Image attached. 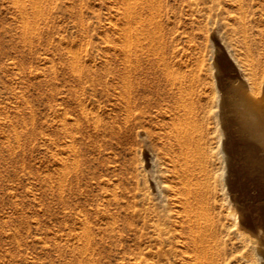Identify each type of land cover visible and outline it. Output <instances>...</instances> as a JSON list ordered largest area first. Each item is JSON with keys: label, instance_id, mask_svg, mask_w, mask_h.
<instances>
[{"label": "rangeland", "instance_id": "rangeland-1", "mask_svg": "<svg viewBox=\"0 0 264 264\" xmlns=\"http://www.w3.org/2000/svg\"><path fill=\"white\" fill-rule=\"evenodd\" d=\"M130 1L0 0V264H196L167 137L171 118L184 113L177 98L197 113L196 136L211 133L203 151L217 237L209 245L235 246L211 115L214 51L220 45L238 66L259 61L264 70V0ZM170 69L192 80L167 85ZM184 82L192 86L182 99ZM235 130V195L254 202L247 146ZM152 179L175 187L157 194Z\"/></svg>", "mask_w": 264, "mask_h": 264}, {"label": "bare ground", "instance_id": "bare-ground-1", "mask_svg": "<svg viewBox=\"0 0 264 264\" xmlns=\"http://www.w3.org/2000/svg\"><path fill=\"white\" fill-rule=\"evenodd\" d=\"M136 1L141 2V0L140 1L136 0ZM144 1H145V3L148 2L146 0H144ZM144 1H143V3H144ZM130 2L132 3L133 0ZM126 3L130 4L128 2H126ZM149 4H152V0ZM238 4H239V2H238ZM130 5L135 6L136 4L134 5V3H133ZM137 5H138V3H137ZM140 5H143V4H140ZM127 6L129 7V5H127ZM149 6H153V5H149ZM128 7H126L127 10H128ZM240 7H241V5H240ZM131 8H134V7H131ZM129 11H130V9H129ZM131 11H133V10H131ZM135 15H137V14H135ZM132 17L134 18V20L137 19V18L135 19L136 16L134 17V14ZM243 17H245V16H243ZM130 19H132V18H130ZM141 20L143 21L144 19H140V21ZM129 22L131 23V21H128L127 23H129ZM150 24L151 23H149L148 25H150ZM144 25L145 24L142 23L140 25L141 29H139V30L146 31L147 34L149 35V38H151L150 36H152V38H153V36H154V33L152 32L153 30H150V29L147 30V28H146L147 26H144ZM148 27L152 28L150 26H148ZM156 31H157V29H156ZM142 34H144V33L142 32ZM215 36L210 37V39L213 38L214 40H216ZM244 38H245V36H244ZM154 39H156V38L154 37ZM151 41H152V39H151ZM156 46H157V44H156ZM216 46H217V43H216ZM218 47L217 48L215 47L216 52L214 51V53H215L214 56L216 58L215 61H217V66H215L216 69H215L214 75H213L214 79H215V83H216V84L214 83L216 85V91L214 92V94L211 93V94H213V96L210 99L211 100L210 105L213 108L211 111L212 112L211 115L214 117L215 121L217 122L216 124L218 125V128L220 127L219 128L220 129L219 135L217 134L218 136H216L219 139V143H218L219 149H218V147H216L217 150H219L218 155H220V158H221V159L219 158V160H220L219 162L222 163L221 164L222 165L221 166L222 167V173L220 171V173H221L220 174L221 175L220 180H222V183L220 182L221 183L220 191L224 196L223 197L224 200L228 204V207H227L228 210L226 212H227L228 216L232 217V219H233L232 223H230V227L228 226V228H231V227L233 228V230H232L233 233L231 234L232 237H230V239H231L230 243L232 245H235V246L231 247L230 249H227L224 246H210L211 244L209 245L210 242H213L209 238L210 236L212 237L211 234H213V236H216V234H217V233L215 234L214 231H213L214 233H212V230H213L212 224L208 223V219L210 216H209V207H208L207 202H208V199L211 197V193H212L208 187V181H209L210 173H211L210 172L211 170L209 171V168L211 169L212 167H209L210 166L209 161H211V160H209L210 157L207 154H205V152L207 150L203 151V149H204L203 144L204 143L206 144V140L209 139V137H211L210 136L211 133H210V131H209L210 134H208V132H207L206 135H209L208 138L204 133H203L204 135L197 134L198 136H196L195 132L198 129V127L196 128L197 125L194 124V123H196V120L194 119L195 120L194 121L192 118V116H194L192 114V112L194 113V108H191V109L185 108V107H187L184 105L185 103L181 104L183 102L180 103L179 101H182V100L177 98L178 104H176L177 105L176 107H178L179 110H183L184 113L182 112L183 113L182 115H179V113H177L178 116L175 117V115H174V118H171L173 120V124H172L173 127L171 129V134H168L169 136H167V137H168V142H170V146L176 147V152H177L178 157H176V159H174V161H173L174 162V169L176 171V174L178 176H180V179L182 180V182H181V180H180V182L182 183L183 188H184L183 192H184V196L186 197V199L184 197H183V199L186 201V203H185L186 207L183 206L185 204H182V203L181 204H182V207H184L183 208L184 210L187 209L186 210L187 215L189 217V220L191 221V222L189 221L190 224L188 223L189 228L191 229L193 234L196 235V236L195 235L191 236L193 234H190L191 238L195 237V239L193 238L194 240L192 239V241L194 243L192 241L189 242V240H191L190 237L188 238V241L187 242L185 241V242L187 244L189 242V245L192 242L195 247L197 246L196 247L197 248V251H196L197 252V256H196L197 257L196 258L197 263L195 262L196 264H230V263L231 264L232 263L233 264H264V229H263L264 228L263 227L264 226V222H263L264 221V201L261 202V200L264 199V70L262 69L263 67L260 68L261 64L259 61L250 62L251 64H247L246 67L244 66V68H242V67L238 66V64L235 61L226 59L224 54H219L220 49ZM220 48L222 49V47H220ZM225 53H226V51H225ZM157 54H158V52H157ZM165 66L169 67L168 65L164 64V68H165ZM228 66L233 67V70H235L234 74H235V76H237L236 78H234V76L232 77L231 75H228L225 73L224 70ZM246 70L248 71L247 74H245ZM259 73L262 74L260 81H258ZM193 74H194V72H193ZM248 74L250 75V77L247 76ZM181 76H183V75H180V73L176 74V75L173 74L172 70H171V72L167 71V73H166L167 85H168V80L173 81L172 82L173 84L174 83L176 84L177 80H179L180 84H182L184 80L186 82V79L190 80V78H186V77L183 80ZM185 76H186V74H185ZM180 79L182 80L181 81L182 83L180 82ZM191 80H192V78H191ZM157 81H159V80H157ZM185 82H184V85H180V87H178V90H180V88L182 90H180L178 92L179 96L176 95L177 97H180V98L182 97V94H184V92H183L184 88H186L188 91L191 89L190 88L192 86L191 83L189 82L190 85H188V84H185ZM257 82L260 84L258 86V88H259L258 90L256 89V86H257L256 83ZM170 84L171 83H169V85ZM184 86H186V87H184ZM172 89H173V86H172ZM174 92H176V91H174ZM186 93H187V91H186ZM189 93L190 92H188V94ZM194 93H195V90H194ZM171 99H172V97H171ZM182 99H183V97H182ZM194 99H195V97H194ZM186 103H187V101H186ZM188 104H190V102ZM191 105H193V103ZM196 106H198V105H196ZM203 106L204 105H200V106H198V108L199 107L203 108ZM211 107H207V108H211ZM196 108H195V110H196ZM201 108H199V109H201ZM179 112L181 113V111H179ZM199 112H201V111H199ZM199 112H198V114H199ZM202 113H203V109H202ZM194 114L197 115V113H194ZM199 115H202V114H199ZM207 116H208V112H207ZM203 117H204V115H203ZM196 118H198V117H196ZM199 118H198V121H199ZM202 119H205V118H202ZM202 121H201V123H202ZM211 121H214V120L211 119ZM207 122H209V120ZM207 122L204 121L205 126H206ZM198 126H200V125H198ZM214 127H215V125H214ZM201 128H200V130H201ZM213 129L211 128V131ZM232 129L233 130L237 129L243 135V139H244L247 147H246V153L244 152L246 154V156L243 154H242V156H245L244 158H246V160H244V161H247L246 166H247V169L250 173V179L253 181V184H254V186L252 184V186L255 190L254 194L258 195L260 200L258 199L257 201L255 200L254 202L249 201V202H243V203H240L239 201H237V198L235 195V190H234V188L237 186H236L235 180L233 178H231L230 172L232 171V169H231L232 166H234L233 165V160L235 159V157L233 155V152H235L234 146L236 144H239V143H237L234 136H233L234 138L232 137V135H231ZM203 130H205V129H203ZM203 130H201V131H203ZM237 130H235V132L232 131V133L233 132L238 133V132H236ZM201 131H199V132H201ZM216 131L218 133V130H216ZM216 131L214 130V132H216ZM240 133H238V134H240ZM212 135H213V133H212ZM235 135L237 136V134H235ZM242 135H240V136H242ZM213 138H215V135H213V137L211 139H213ZM210 142H212V141H210ZM207 143H208V141H207ZM213 145H214V142H213ZM213 145L211 144V146H213ZM243 147H245V146H243ZM241 150H242V148H241ZM237 152H238V150H237ZM147 154H148V152L145 151V155H147ZM240 156H241V154L239 155V157ZM237 158L238 157L236 155V159ZM240 161L242 162L241 159H240ZM242 163H244V162H242ZM239 165H240V163H239ZM219 167H220V164H219ZM237 167H238V165H236L235 169H237ZM237 171H238V169H237ZM240 174H242V173L240 172ZM248 177H249V175H248ZM240 182H238V183H240ZM152 183H153V188L155 190V193H157V194L158 193L160 194L162 187H165L166 189L169 190L168 186H170V185H168V186L163 185L162 186V184L156 179H152ZM251 183H249V184H251ZM173 187H175V186H172V187L170 186L171 189ZM171 189H170V191H172ZM250 190H252V189H250ZM245 196L246 195H244V197ZM175 197H173V198L175 199ZM181 197H179V198H181ZM178 200H180V199H178ZM184 200H183V203H184ZM252 200H254V198ZM179 203H177V204H179ZM187 221H188V219L185 221L186 224H187ZM153 225L155 227H157L158 230L160 229L158 224L154 223ZM183 225H184V221H183ZM183 229H184V227H183ZM188 231H186V232H188ZM230 232H231V230H230ZM169 234L170 233H168V236H170ZM216 237H212V238L215 239ZM209 239H210V242H209ZM236 245H238V246H236Z\"/></svg>", "mask_w": 264, "mask_h": 264}]
</instances>
